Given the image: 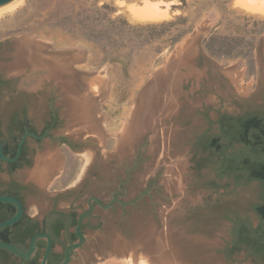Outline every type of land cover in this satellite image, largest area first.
<instances>
[{
    "label": "rangeland",
    "instance_id": "1",
    "mask_svg": "<svg viewBox=\"0 0 264 264\" xmlns=\"http://www.w3.org/2000/svg\"><path fill=\"white\" fill-rule=\"evenodd\" d=\"M152 1L165 17L135 19L128 4L144 0H22L0 17L4 141L19 137L15 109L41 131L54 108L50 135L76 146L29 138L30 163L3 161L0 188L26 185L38 218L118 192L126 204L96 206L69 264H264L230 250L235 221L259 224L262 183L219 175L201 145L219 115L264 103V13L249 0Z\"/></svg>",
    "mask_w": 264,
    "mask_h": 264
},
{
    "label": "trees",
    "instance_id": "2",
    "mask_svg": "<svg viewBox=\"0 0 264 264\" xmlns=\"http://www.w3.org/2000/svg\"><path fill=\"white\" fill-rule=\"evenodd\" d=\"M4 82V81H3ZM19 113V109H15L11 116L10 121L8 123V131L10 135L12 132V123L15 120ZM226 117L222 116L217 122L220 123L221 128L218 135H214L210 137L207 141H201V145L205 148V151H211L215 153L216 156L220 157V162L224 163L225 166L220 167L221 176L228 174H235L238 181H253L260 180L261 170H264V163L255 159V156L258 158L264 157V152L260 151V141L264 140V129L260 131V117L259 116H247V117H234L229 116L226 121ZM23 130L22 132H24ZM1 135V133H0ZM20 137L16 139V145L12 152L7 151L6 144H4V153L10 157H14L16 154V148ZM236 145H240V150L238 153L233 151V148ZM247 150H251V153H245ZM245 153V154H244ZM242 156V158H238ZM243 172L245 175H243ZM27 192V191H25ZM11 195V194H8ZM263 202L260 203L259 206H256V209L259 211L261 218L263 219L262 225H260V229L264 228V193L262 194ZM23 203L24 198L18 197ZM0 205L6 206L9 204L0 202ZM12 211L8 213L6 216H0V221L6 220L16 212V207L14 205ZM53 211L52 213H54ZM75 216H77L75 214ZM23 218L33 219L30 215L25 213ZM22 220V219H21ZM21 221H18L14 225L8 226L4 229L0 230V239L2 241L10 242L13 244H18L22 248H27V244L29 240L33 236V233L25 234L22 239L19 241H12L9 239V235L11 233V229L13 226L19 224ZM77 223V220L74 221V224ZM236 224L233 228L234 239L231 244V251H239L242 248H246L250 251V253L256 257L258 260L264 262V231L260 232L258 236L257 230L251 231L248 228L247 219H239L236 221ZM76 240V235L74 234V238L72 241ZM46 248L45 243L39 242V250L35 257L32 259H23L19 258L18 263L16 264H41V259L43 257L44 251ZM0 251H6L4 249H0ZM57 258L49 259L48 264H59L63 259L64 255H56Z\"/></svg>",
    "mask_w": 264,
    "mask_h": 264
},
{
    "label": "flooded vegetation",
    "instance_id": "3",
    "mask_svg": "<svg viewBox=\"0 0 264 264\" xmlns=\"http://www.w3.org/2000/svg\"><path fill=\"white\" fill-rule=\"evenodd\" d=\"M0 84H3V79H2L1 76H0ZM225 115L228 116V117L229 116H234V117L259 116L260 117V131H262V129H264V103L262 105H260V110L259 111L245 112V113H242V114H239V115L223 114V115H219L217 121L219 119H221L222 116H225ZM228 117H226L227 118L226 121L229 120ZM59 121H60L59 115H58L57 111L53 108L52 111H51L50 119L47 121V123L42 128V130L38 131L31 124V122L29 121L25 108L23 107L22 110H19V113H18L17 117L15 118V120L12 123V125H13L12 126L13 127L12 128V132L14 133V131H16L17 133H19L20 139L23 137V135L27 131H32V132L36 133L37 135H41V136L45 135V136L42 137V138H39V137L37 138V137H34V136H28L26 142L24 143V145L22 147V152H21L20 157L14 162L5 161V162H7L9 167L12 170H17V169L21 168L22 166L27 165V164L30 163L29 151H28V148H29L28 147V140L31 137L34 138L37 141L38 144H40L41 141L44 138H52L53 141H58V142L60 141L62 144H66L69 147L76 148L74 143L68 141L64 136H59V137H55L54 138L53 136L50 135L51 130H53L54 128L57 127ZM1 124H2V118L0 116V125ZM217 124H218V128H219V131H220L221 125L218 122H217ZM23 130H25V131L22 132ZM0 137L2 138L3 146H4V144H6L7 151L9 153L12 152L14 150V148H15L16 139L17 138H15L13 136L12 138L14 140L10 144V143L4 141L2 135H0ZM20 139H19V141H20ZM19 141H18V143H19ZM17 146H18V144H17ZM16 151H17V148H16ZM260 151L264 152V140L260 141ZM245 153H250V152H248V150H247ZM239 157L242 158V156H239ZM262 158H264V157H262ZM2 162H0V164ZM260 162L264 163V161H260ZM225 165H226L225 162L224 163L222 162L220 164V167L222 168ZM261 171L262 172L260 174V180L256 179V180H253V181H259L260 183H262V188H263V193H264V170H261ZM230 175H235V174H228V176H230ZM243 175H245L244 172H243ZM25 191L29 192V188H27L26 185H23V184L19 183L16 180H10L7 183V186H6L5 189H1L0 188V193L11 194V195H13V196H15L17 198L18 197H22L23 194H25ZM92 197L99 199L105 205H108L111 202L112 199H115L114 202L112 203V205L109 208H107V209H110L116 203L121 202L119 197H118V192H114L112 194V197H111V200L109 201V203H104L102 201V199L98 195H92L89 198V200ZM97 199H93L92 200V204H93L92 212L89 215H87L82 221L81 230L83 232L85 231L86 226L91 227L90 225H91V221L93 219V215H94L96 206L102 207L99 204ZM89 200H88V202H89ZM262 202H263V197H262V201L260 203H262ZM121 203L126 204L125 202H121ZM260 203L258 205H256V206H259ZM6 204H9V205H6V206L0 205V216L1 215L2 216H6L8 213H10L12 211L13 207L10 206V203H6ZM23 204H24V208L26 210L25 201H24ZM11 205H14V204H11ZM256 206H255L254 210H255L258 218H259V224L256 227H252L250 225L248 219L247 218L246 219H247V222H248L249 230H251V231L257 230L258 234H256V236H258L260 234V232L264 231V228L260 229V225H262L263 219L261 218L259 211L256 209ZM89 208L90 207L88 205V208L86 210H84L83 212L79 213V214L73 209H71V210H60V209H55L54 208L48 215H45L43 218H38V217L31 216L33 219L30 220V219H26V218L22 217L21 218L22 220H20L21 222L19 224H17V225L12 227L11 233L9 235L10 236L9 239H12V241L15 242V241H19L20 239H22L25 234L33 233V236H34L35 234L40 233V232L49 233L51 235V237H52V250H51L49 259L57 258L56 255H60V256L64 255V257H65V250H66L67 246L70 243L73 242L72 240L74 238V234L76 235V239L78 238V235H77V232H76L78 219L84 212L88 211ZM103 209H106V208H103ZM53 211H55V212L52 213ZM75 214L77 216H75ZM75 220H77L76 224H74ZM235 225H237L236 221L233 224V228H234ZM30 240H29V242H30ZM39 242L40 243H45L46 247H47V240L45 238H41V239L38 240V247H39ZM16 245H18V244H16ZM57 245L62 247V249H63L62 252L56 251L55 248H56ZM18 246H20V245H18ZM28 246H29V243L27 244V248H28ZM45 250H46V248H45ZM44 253H45V251H44ZM19 258L20 257L14 255L10 251H7V250L6 251H0V264H16V263H18Z\"/></svg>",
    "mask_w": 264,
    "mask_h": 264
},
{
    "label": "water",
    "instance_id": "4",
    "mask_svg": "<svg viewBox=\"0 0 264 264\" xmlns=\"http://www.w3.org/2000/svg\"><path fill=\"white\" fill-rule=\"evenodd\" d=\"M12 1H14V0H0V6L8 4ZM28 136H34L37 138L38 137L42 138L45 135L41 136V135H37L36 133H34L32 131H27L23 135V137L20 139L18 146H17L16 154L14 157H10L4 153L3 141H2V138L0 137V162H2V161H7V162L16 161L21 155L22 147H23L24 143L26 142ZM248 152L252 153L251 150H248ZM239 158H241V157H239ZM255 158L259 161H264V158H258V157H255ZM93 199H97V198L92 197L89 200V202H88V205L90 207L89 210L84 212L78 219V224L76 227V232H77L78 238L67 246V248L65 250V257L59 264H69L74 253L76 252V250L81 248V246L84 244V242L86 240V234L81 230V225H82L83 219L92 212V209H93L92 200ZM97 200L103 208L107 209L112 205V203L114 202L115 199H112L108 205L103 204L99 199H97ZM0 202L10 203V204H14L16 206V212L14 213V215H12L11 217H9L6 220L0 221V230H1L3 228L11 226V225L17 223L18 221H20L24 215L25 208H24L23 202L19 198L15 197L13 195L0 193ZM41 238H45L47 240V247H46L45 253L41 259V264H48V259H49V256H50V253L52 250V237L49 233L40 232V233L35 234L31 238L28 248H22L16 244L6 242V241H2L0 239V249L10 251L14 255H16L20 258L26 259V260L32 259L33 257L36 256V254L38 252V249H39L38 240Z\"/></svg>",
    "mask_w": 264,
    "mask_h": 264
},
{
    "label": "bare ground",
    "instance_id": "5",
    "mask_svg": "<svg viewBox=\"0 0 264 264\" xmlns=\"http://www.w3.org/2000/svg\"><path fill=\"white\" fill-rule=\"evenodd\" d=\"M22 0H14L0 6V17L15 9ZM242 2V1H241ZM161 1L144 0L143 5L133 2L128 4V10L137 20H158L167 15V9L160 6ZM250 11L264 13V0H249L243 4Z\"/></svg>",
    "mask_w": 264,
    "mask_h": 264
}]
</instances>
